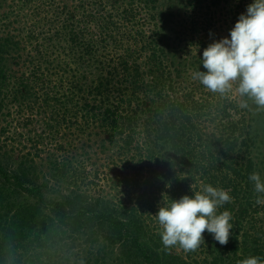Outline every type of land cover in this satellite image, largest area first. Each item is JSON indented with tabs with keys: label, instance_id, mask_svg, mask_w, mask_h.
<instances>
[{
	"label": "trees",
	"instance_id": "obj_1",
	"mask_svg": "<svg viewBox=\"0 0 264 264\" xmlns=\"http://www.w3.org/2000/svg\"><path fill=\"white\" fill-rule=\"evenodd\" d=\"M159 1L48 0L41 8L46 31L33 30L25 40L24 48L30 46L39 61L33 58L21 89L11 91L6 60L23 50L22 41L0 37V111L17 103V112L24 113L23 105L31 108L40 100L37 85L45 91L42 103L56 114L50 129L76 125L90 136L97 128L154 173L143 187L140 173L120 176L113 183V190L122 188L115 197H92L80 185L91 173L86 160L74 164L57 157L49 177L29 155L12 165L0 145V264H237L252 256L264 264V225L258 218L263 206L257 203L264 194L249 180L258 172L251 153L257 136L229 91L202 93L201 99L178 92L159 45ZM210 27L211 22L193 23L194 32L205 36ZM206 123H218L219 132H207ZM94 178L86 185L98 184L97 171ZM154 180L171 202L206 184L227 190L232 199L218 211L232 217L229 242L221 245L208 234L206 256L195 261L175 247L165 249L152 217Z\"/></svg>",
	"mask_w": 264,
	"mask_h": 264
},
{
	"label": "rangeland",
	"instance_id": "obj_2",
	"mask_svg": "<svg viewBox=\"0 0 264 264\" xmlns=\"http://www.w3.org/2000/svg\"><path fill=\"white\" fill-rule=\"evenodd\" d=\"M47 2L48 0H0V37L15 36L16 40L22 41L23 49L21 52L14 51L7 56V72L12 76L11 91L14 88L21 89V84H18L26 80L32 68L33 58H37L31 47L27 46L25 49L24 45H27L25 40L31 31H46L47 25L43 21L44 14L42 15L41 8L43 9ZM57 2L72 3L71 0H57ZM253 2L254 0H197L191 4L190 0L159 1L157 8L161 19L159 45L165 49L168 64L172 71L174 70L173 79L177 83L176 87L179 93L194 92L196 98L201 99L202 93L206 95V93L212 92L205 86L200 87V81L194 78L196 72L201 69L203 71L199 61L203 58L204 46L207 41L211 44L224 37H230V30L234 28L240 15L246 13L248 5ZM194 22L203 23L205 26L211 22L212 33H207L208 36H205L206 33L194 32ZM131 44L134 43L130 42L125 45ZM136 46L140 48V45ZM124 51L125 49H121L118 52ZM36 61H39V58ZM142 61L144 62V60ZM58 62L56 61L54 66L57 67ZM171 63L173 66L170 65ZM175 69L181 70V74L178 75ZM53 75L54 81H57L59 76ZM35 86V92L40 100L35 103L33 98L31 102L34 103H30L31 108L28 106L29 103H26L23 105L24 113H19L17 112L19 104L12 103L5 109V112L0 111V145L3 146L2 153L8 152V156H11L12 165L16 166L22 156L29 155L35 160L39 170L43 171L41 175L45 173L50 177L51 160L57 157L65 156L67 161L74 164L80 160H86L89 169H91L89 179H95V171L100 174V181L97 182V185L87 186L89 179L80 183L83 190H87L92 197L98 195L108 198L115 197L118 191L122 190L121 187L113 190V183L120 176L130 178L132 177L130 175L140 173V184L142 187L146 185V176L154 175L146 164L144 168H140L146 161L143 160L141 163L133 161L132 155L129 157L128 154L125 155L121 152L120 148L110 143L107 140L108 136L97 128L89 130L88 133L91 131L93 133L90 136L82 135L76 125H71L72 127L63 125L59 132L50 129L48 124L51 123V117L56 114L42 103L44 89ZM236 86L237 82H234L233 89L228 92L229 98L235 101L236 106L245 110L249 117L253 136H257L256 145L251 153L258 164V173L264 180V107L256 105L247 96H240L235 90ZM244 103L247 104V107H242ZM60 112L62 115V110ZM8 113L10 115H7ZM28 120L29 123L25 125ZM204 125L203 127L209 126L205 129L210 133H218L220 130L218 123ZM2 128H6L7 131L2 133ZM95 132H99V135H96ZM153 183H155V194H152V197L157 206L152 217L157 220L154 215L158 212L159 207L170 204L171 200L169 193L161 189L162 184L155 180ZM136 198L137 196L134 199ZM262 200H264V196ZM23 201L20 200V202ZM261 205L263 208L258 218L263 221L261 225H264V203ZM158 230L162 231L160 225ZM208 234L205 231V241H202L194 251L185 252L179 246H175V249L188 261L201 260L207 253L205 251L208 248V242H206Z\"/></svg>",
	"mask_w": 264,
	"mask_h": 264
},
{
	"label": "clouds",
	"instance_id": "obj_3",
	"mask_svg": "<svg viewBox=\"0 0 264 264\" xmlns=\"http://www.w3.org/2000/svg\"><path fill=\"white\" fill-rule=\"evenodd\" d=\"M202 65L207 71H198V79L206 89L224 94L233 89L264 107V0H254L246 13L241 14L230 37L211 43L203 50ZM242 107H247L244 103ZM258 194H264V180L258 172L249 175ZM159 207L154 215L162 228L161 242L165 249L179 246L185 252L194 251L207 231L221 245L229 242L233 228L228 210L220 207L231 201L230 193L211 184ZM257 203L264 200L257 199ZM239 264H262L259 257L245 258Z\"/></svg>",
	"mask_w": 264,
	"mask_h": 264
}]
</instances>
